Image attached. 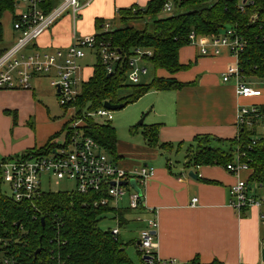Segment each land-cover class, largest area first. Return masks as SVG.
<instances>
[{
	"label": "crops",
	"instance_id": "crops-1",
	"mask_svg": "<svg viewBox=\"0 0 264 264\" xmlns=\"http://www.w3.org/2000/svg\"><path fill=\"white\" fill-rule=\"evenodd\" d=\"M149 2L150 0H94L81 12L76 21L75 32L70 17L66 16L26 52H31L34 48L44 51H51L53 48L65 50L74 37L94 36L97 33L96 22L107 23L110 28L111 25H116L117 28V12L132 7L143 8ZM4 26L1 19L3 40L0 55L18 37V33L12 28V20L11 29ZM87 53L93 54L97 62L98 57L94 52L87 51L86 55ZM86 55L79 62L81 87L92 76L96 64L82 68ZM178 62L182 66H190L175 74L159 69L154 71V77L184 84L181 89L150 90L145 94L155 95L151 105L155 117L148 126L156 125L159 145L170 144L172 150L148 147L143 137L141 146L117 140L115 155H110L101 148L123 170H132L139 164L154 168V175L144 188V199L146 208L157 213L156 256L159 259L175 260L178 264H187L195 257L202 264H209L214 260L222 264H264L261 258L264 250V206L246 208L239 212L229 207V190L238 179L246 181L248 192L253 195L264 190V182L251 181L252 169L234 175L226 171L222 164L188 165V156L196 146L193 140L201 137H208L212 148L230 155L229 163L235 162L238 148L235 139L239 132L237 111L241 106L264 107V84L254 80L249 82L260 88L261 95L258 98L237 97L234 79L223 81L228 68H237V60L224 49L217 57L201 56L198 48L188 45L179 50ZM146 65L150 67L148 62ZM87 68L90 73L86 76L84 70ZM53 79L54 73H50L32 78L29 89H0V160L43 148L51 138H54V144L61 133L65 132L66 137V131H63L65 123L59 120L56 104L45 101L46 98L53 97V94L56 95L51 85ZM254 129L255 138L264 136V130L258 126ZM62 144H55V147ZM180 152H183V161L177 166L171 162L170 157ZM194 199L196 203L192 205ZM111 205L110 209L122 214V218L113 215L118 218V226L126 225L129 220L136 221V213L128 210L126 198L116 206ZM144 213L143 216L147 217L148 212ZM138 223L142 229L143 223ZM139 232L132 242L136 252ZM127 247L128 244L126 249Z\"/></svg>",
	"mask_w": 264,
	"mask_h": 264
},
{
	"label": "trees",
	"instance_id": "trees-1",
	"mask_svg": "<svg viewBox=\"0 0 264 264\" xmlns=\"http://www.w3.org/2000/svg\"><path fill=\"white\" fill-rule=\"evenodd\" d=\"M16 1L0 0V44L3 40L1 19L6 12H13ZM166 2H171L172 10L180 9V12L160 18ZM117 14V17L123 16L120 26L114 30L103 31V23L96 22L98 42L127 56L136 49L151 50L152 57L147 62L152 70L161 69L169 74L190 66L179 64L178 52L189 45L191 32L212 38L230 27L244 42L237 61L239 74L245 82L254 80L264 84V0H150L143 8L132 7ZM144 18L142 28L133 26L134 21ZM98 60L92 76L82 84L74 104L75 116L82 120L84 136L95 140L110 155H115L117 137L113 126L110 122L99 123L86 114L101 109L105 102L126 106L150 90H179L184 84L154 77L148 85H131L126 80L125 66L115 67L109 75ZM124 88H131L133 92L122 98L118 92ZM259 110L264 113V107ZM157 129L152 125L141 130L145 143L151 148L171 151L170 144L159 145ZM67 130L68 123H65L63 131L66 136L69 135ZM255 130L240 129L235 145L246 154L243 160L252 169L251 181L261 183L264 182V136L255 138ZM130 132L136 133L137 127L131 128ZM53 139L43 148L26 152L49 151L55 147ZM253 140L255 145H251ZM193 141L196 146L188 156V165H226L231 161L230 155L209 145L208 137ZM94 199L97 196L45 192L34 206H29L5 196L0 184V264L5 258L11 264H133L126 254V244L98 225L107 213L119 218L122 214L110 208H93L90 203ZM187 264L202 263L195 257ZM209 264L222 263L214 260Z\"/></svg>",
	"mask_w": 264,
	"mask_h": 264
},
{
	"label": "built area",
	"instance_id": "built-area-1",
	"mask_svg": "<svg viewBox=\"0 0 264 264\" xmlns=\"http://www.w3.org/2000/svg\"><path fill=\"white\" fill-rule=\"evenodd\" d=\"M94 0H17L12 14V28L18 33L13 45L0 55V89H29L30 80L42 75L54 73L51 85L55 90L58 104L71 113L68 123V136L62 145L49 151L23 152L21 155L6 157L0 160V184L8 189L7 196L16 203L34 206L35 202L47 191L42 189L44 181L49 184L51 178L73 183V193L94 195L90 204L93 208H111L126 198L129 211L136 213L135 220L143 223L139 232L137 252L140 264H178L175 260H161L156 256L158 228L157 213L147 209L144 199V188L154 175V168L147 164H139L132 170L119 168L101 146L93 139L84 136L81 130L82 120L76 119L75 102L81 93L80 64L87 51L94 52L107 74H112L115 67L125 66L126 80L131 85L140 84V77L147 74L144 63L152 57L151 50L136 49L130 55H124L106 43H99L96 36L74 37L65 50L53 48L44 51L34 48L37 40L60 20L68 16L75 32L76 21L81 12ZM246 2L248 0H239ZM20 7V8H19ZM173 7L166 2L162 13L169 14ZM134 11V9H133ZM241 12L244 10L241 9ZM256 18L255 16L252 17ZM103 31H109L110 25L102 24ZM189 45L198 48L201 56L217 57L222 50L238 61L243 51L242 38L232 29L226 28L217 37L197 36L193 32L188 35ZM234 79L235 94L242 99L258 98L260 88L245 82L237 68H228L223 81ZM86 116L112 119L111 112L103 107ZM237 127L264 130V113L257 106H241L237 111ZM255 145V140L251 142ZM246 154L236 150L234 163H227L225 170L238 175L249 172L244 162ZM134 182L138 191L131 188ZM125 183V185H122ZM49 192V191H48ZM229 207L239 212L246 208L264 206V190L253 195L248 192L245 180L238 179L229 190ZM196 199L192 201V205ZM147 217H144V212ZM114 220L119 224L118 218ZM117 238L119 229L111 230ZM1 264H11L3 259Z\"/></svg>",
	"mask_w": 264,
	"mask_h": 264
},
{
	"label": "rangeland",
	"instance_id": "rangeland-1",
	"mask_svg": "<svg viewBox=\"0 0 264 264\" xmlns=\"http://www.w3.org/2000/svg\"><path fill=\"white\" fill-rule=\"evenodd\" d=\"M20 8V7H19ZM180 9H174L172 10L169 14L167 13H162L160 15V18L168 17L173 13H179ZM123 15L117 17V25L118 27L120 26V18ZM11 20H12V15L11 13H5L3 18H2V23L5 25V28H10L11 29ZM145 18L142 20L134 21L133 26L135 28L140 29L143 26V23L145 22ZM136 22V23H135ZM138 22V23H137ZM131 23V22H130ZM129 23V25H130ZM116 28V25H111V30H114ZM96 63V58L93 54L87 53L85 60L82 62V68H85V66H90L92 67ZM144 66L147 68V75L146 76H141L140 77V83L143 85H148L151 80L154 78V71L144 63ZM83 71V69H82ZM90 73V69L87 68L84 70V74L87 76ZM82 74V72H81ZM44 84L46 83L45 81L43 82ZM55 91V90H54ZM133 90L131 88H124L121 89L118 92V95L122 98H125L129 96ZM148 94V93H147ZM148 96V97H147ZM144 95L141 97L139 100H137L134 103L126 105L123 109L117 110V111H111L112 119L109 121L110 124L115 128L116 130V136L118 142H133L138 145H143L142 141V136L140 134V131L145 127L151 124L153 121L154 112L151 108L152 103L154 102L153 98L155 99V95ZM46 102L50 104H56L57 106V113L59 116V120L63 121V123H69L71 113L69 111L66 112V110H63L57 100H56V95L53 94V97H48L45 100ZM143 119V124L139 125V122ZM95 121L99 123H103L105 121L104 119H101L99 117L94 118ZM137 127L138 133H131L130 128ZM65 138V132L61 133L55 140L54 144H62ZM119 148V147H118ZM22 153V152H21ZM21 153L17 155H21ZM16 156V155H15ZM171 162L174 165L180 166L182 161H183V152L176 154H172L171 157ZM178 162V163H175ZM42 189L44 191H49L53 193L57 192H66L70 193L74 190L73 183L70 181L66 180H56L55 178H51L49 180V184L44 181V184L42 185ZM2 193L5 196L9 195L8 189L5 185H2L1 187ZM122 205H125V202L121 203ZM136 217V216H135ZM135 220V219H134ZM99 228L103 231H111L114 228L119 227V239L122 243L128 244V247L126 249V254L128 258L131 260L133 264H139L140 262V257L138 253L136 252V248L133 246V240L137 237L138 232L141 229L140 223L136 221H130L120 227L114 220L113 215L111 214H105L102 219L99 221ZM131 243V244H130Z\"/></svg>",
	"mask_w": 264,
	"mask_h": 264
},
{
	"label": "water",
	"instance_id": "water-1",
	"mask_svg": "<svg viewBox=\"0 0 264 264\" xmlns=\"http://www.w3.org/2000/svg\"><path fill=\"white\" fill-rule=\"evenodd\" d=\"M124 107H125L124 104H112V103H110V102H105V103L103 104V108L106 109V110H108V111H110V112H111V111L121 110V109H123ZM142 123H143V119L139 122V125H141ZM190 175H191V174H190ZM122 185H125V183H122ZM130 185H131V187H132L134 190L138 191L137 188H136V186H135V183H134V182H131ZM36 253H37V252H36ZM261 258H262V261L264 262V250H262Z\"/></svg>",
	"mask_w": 264,
	"mask_h": 264
}]
</instances>
